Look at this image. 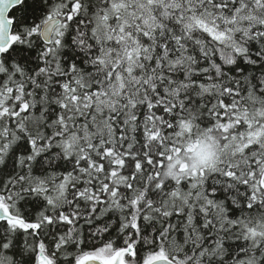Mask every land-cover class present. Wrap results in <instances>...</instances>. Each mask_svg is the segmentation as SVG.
I'll return each mask as SVG.
<instances>
[{
	"label": "snow or ice",
	"instance_id": "6c2138e0",
	"mask_svg": "<svg viewBox=\"0 0 264 264\" xmlns=\"http://www.w3.org/2000/svg\"><path fill=\"white\" fill-rule=\"evenodd\" d=\"M0 264H264V0H0Z\"/></svg>",
	"mask_w": 264,
	"mask_h": 264
}]
</instances>
